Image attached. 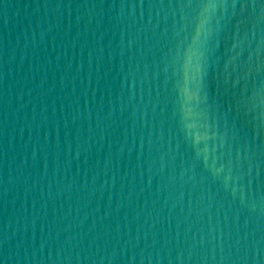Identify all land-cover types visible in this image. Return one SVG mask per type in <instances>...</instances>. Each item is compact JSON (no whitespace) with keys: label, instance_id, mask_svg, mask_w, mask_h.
<instances>
[{"label":"water","instance_id":"obj_1","mask_svg":"<svg viewBox=\"0 0 264 264\" xmlns=\"http://www.w3.org/2000/svg\"><path fill=\"white\" fill-rule=\"evenodd\" d=\"M189 2L0 0L4 264H264V3Z\"/></svg>","mask_w":264,"mask_h":264},{"label":"snow or ice","instance_id":"obj_2","mask_svg":"<svg viewBox=\"0 0 264 264\" xmlns=\"http://www.w3.org/2000/svg\"><path fill=\"white\" fill-rule=\"evenodd\" d=\"M241 3H239V4L233 3L232 6L238 7L241 12H244L247 9L248 0H243V7H241ZM261 3H264V0H261ZM222 5H223L222 3L218 4L216 2V0H195V2H192V0H190L189 4L187 6L206 10L208 8L221 7ZM205 22H206V20L200 21V25L198 26L197 35H199V30H201L203 28V25ZM184 91L187 92V88H185ZM0 264H4L3 260H0Z\"/></svg>","mask_w":264,"mask_h":264}]
</instances>
